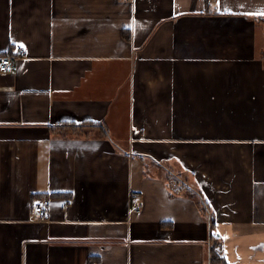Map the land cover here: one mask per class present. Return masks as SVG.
Masks as SVG:
<instances>
[{"label": "crops", "instance_id": "1", "mask_svg": "<svg viewBox=\"0 0 264 264\" xmlns=\"http://www.w3.org/2000/svg\"><path fill=\"white\" fill-rule=\"evenodd\" d=\"M262 13L0 0V264H264Z\"/></svg>", "mask_w": 264, "mask_h": 264}, {"label": "trees", "instance_id": "2", "mask_svg": "<svg viewBox=\"0 0 264 264\" xmlns=\"http://www.w3.org/2000/svg\"><path fill=\"white\" fill-rule=\"evenodd\" d=\"M206 3L209 0H205ZM55 125H60V126H68L74 131H77L78 127L80 126H87V127H98L102 131L104 136H108L109 132L108 129L106 128L104 123H99V122H93L91 120H83L81 122H74V121H64L60 122ZM214 222L212 219H210V231H211V238H214L215 241L211 243L209 246V261L212 264H224L226 262V259L222 253L221 249V244H219L218 236H216L214 233H212ZM212 228V229H211ZM216 236V237H215Z\"/></svg>", "mask_w": 264, "mask_h": 264}, {"label": "built area", "instance_id": "3", "mask_svg": "<svg viewBox=\"0 0 264 264\" xmlns=\"http://www.w3.org/2000/svg\"><path fill=\"white\" fill-rule=\"evenodd\" d=\"M25 54V48L18 46L16 52L13 55H5L0 57V70L3 72H9L13 69L14 59L18 56ZM51 200L48 197L37 199L33 202V209L35 216L38 220L45 218L48 214ZM142 206V202L138 199L135 204V208L139 209Z\"/></svg>", "mask_w": 264, "mask_h": 264}, {"label": "snow or ice", "instance_id": "4", "mask_svg": "<svg viewBox=\"0 0 264 264\" xmlns=\"http://www.w3.org/2000/svg\"><path fill=\"white\" fill-rule=\"evenodd\" d=\"M262 14H264V13H262Z\"/></svg>", "mask_w": 264, "mask_h": 264}]
</instances>
